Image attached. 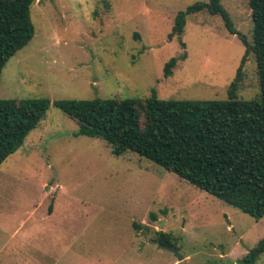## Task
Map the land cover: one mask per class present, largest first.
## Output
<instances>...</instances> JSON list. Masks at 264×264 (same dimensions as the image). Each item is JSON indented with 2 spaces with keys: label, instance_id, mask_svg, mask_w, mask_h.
Returning <instances> with one entry per match:
<instances>
[{
  "label": "rangeland",
  "instance_id": "1",
  "mask_svg": "<svg viewBox=\"0 0 264 264\" xmlns=\"http://www.w3.org/2000/svg\"><path fill=\"white\" fill-rule=\"evenodd\" d=\"M197 1L207 0H37L32 38L1 70L0 99L145 97L154 89L158 98L224 100L244 45L222 17L188 14L180 39L168 38L176 13ZM220 1L251 42L248 0ZM182 52L164 76L165 62ZM258 94L247 54L236 98ZM77 129L50 106L0 164V264H240L264 236V216L132 151L115 156ZM158 231L171 235L182 260L154 242Z\"/></svg>",
  "mask_w": 264,
  "mask_h": 264
},
{
  "label": "trees",
  "instance_id": "2",
  "mask_svg": "<svg viewBox=\"0 0 264 264\" xmlns=\"http://www.w3.org/2000/svg\"><path fill=\"white\" fill-rule=\"evenodd\" d=\"M37 0H0V73L6 61L34 34L30 16ZM252 39L234 28L220 0L197 1L176 13L168 34L180 39L188 14L206 11L220 15L229 33L244 45V53L224 100L158 98L153 89L145 97L50 100L47 97L0 99V164L23 143L45 118L50 106L78 126L75 135L102 139L111 153L132 151L173 172L196 187L234 206L256 220L264 216V0H248ZM181 47L184 42L180 41ZM247 54L254 57L259 94L236 98ZM186 53L171 57L164 76L173 72ZM155 220V213L151 212ZM134 228L138 224L132 223ZM145 228H147L145 226ZM161 243L171 235L157 232ZM264 253V236L239 259L255 264Z\"/></svg>",
  "mask_w": 264,
  "mask_h": 264
},
{
  "label": "water",
  "instance_id": "3",
  "mask_svg": "<svg viewBox=\"0 0 264 264\" xmlns=\"http://www.w3.org/2000/svg\"><path fill=\"white\" fill-rule=\"evenodd\" d=\"M154 242L160 246L162 249H165L169 252H171L177 260H182L183 259V255H181L177 249L176 243H172V244H165V243H161L159 239H155Z\"/></svg>",
  "mask_w": 264,
  "mask_h": 264
}]
</instances>
